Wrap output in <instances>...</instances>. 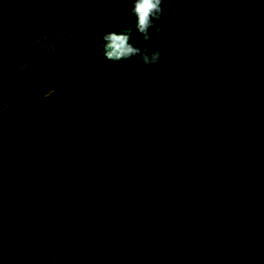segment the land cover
I'll use <instances>...</instances> for the list:
<instances>
[{
    "label": "trees",
    "instance_id": "16d2710c",
    "mask_svg": "<svg viewBox=\"0 0 264 264\" xmlns=\"http://www.w3.org/2000/svg\"><path fill=\"white\" fill-rule=\"evenodd\" d=\"M161 7L0 0V264H264V0Z\"/></svg>",
    "mask_w": 264,
    "mask_h": 264
},
{
    "label": "clouds",
    "instance_id": "9594fccd",
    "mask_svg": "<svg viewBox=\"0 0 264 264\" xmlns=\"http://www.w3.org/2000/svg\"><path fill=\"white\" fill-rule=\"evenodd\" d=\"M163 0H135L134 13L138 17V30L143 34L145 41L151 37L148 35V29L153 28L156 33H160L164 25L160 24L164 9L161 7ZM107 41L105 55L107 59L119 61L134 55H140L145 67L151 68L161 59L159 48L140 49L129 44L130 37L127 34L110 33L104 37Z\"/></svg>",
    "mask_w": 264,
    "mask_h": 264
}]
</instances>
